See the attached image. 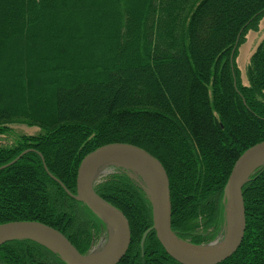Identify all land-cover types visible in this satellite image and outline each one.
Here are the masks:
<instances>
[{
    "label": "trees",
    "instance_id": "16d2710c",
    "mask_svg": "<svg viewBox=\"0 0 264 264\" xmlns=\"http://www.w3.org/2000/svg\"><path fill=\"white\" fill-rule=\"evenodd\" d=\"M263 18L264 0H0V135L17 120L43 131L0 147V225L42 223L86 255L104 226L68 192L77 194L89 154L127 144L165 168L176 236L196 246L218 240L231 172L264 142V41L248 85L236 62ZM95 190L130 225L119 264H179L154 231L142 247L152 205L127 174ZM243 197L244 241L221 264H264V165ZM0 264L66 263L22 240L0 248Z\"/></svg>",
    "mask_w": 264,
    "mask_h": 264
},
{
    "label": "water",
    "instance_id": "95a60500",
    "mask_svg": "<svg viewBox=\"0 0 264 264\" xmlns=\"http://www.w3.org/2000/svg\"><path fill=\"white\" fill-rule=\"evenodd\" d=\"M117 162L139 167L150 189L153 227L144 234L142 247L149 233L154 231L166 253L179 264H221L238 251L247 228L243 188L251 175L264 165V142L247 150L236 162L226 185V236L222 243L214 241L201 247L204 251H191L172 230L170 182L161 162L147 151L127 144L107 145L89 154L78 169L77 194L72 195L67 191L76 201L105 220L111 231L115 229L117 241L112 249L99 254L82 255L61 232L39 222L0 225V248L7 243L31 240L59 254L66 264H119L132 243L130 225L125 214L95 190L96 172Z\"/></svg>",
    "mask_w": 264,
    "mask_h": 264
},
{
    "label": "rangeland",
    "instance_id": "374dc122",
    "mask_svg": "<svg viewBox=\"0 0 264 264\" xmlns=\"http://www.w3.org/2000/svg\"><path fill=\"white\" fill-rule=\"evenodd\" d=\"M263 41H264V18L259 22L257 30H251L248 32L245 43L239 46L238 48V58L236 62L241 72V81L244 85L249 84L247 71L251 62V57L257 50L258 46ZM9 129L10 130H8L5 135H0V147L13 146L23 136H39L43 133V131L39 127L28 126L27 122L24 120L14 121V123H12V125L9 126ZM106 170H107L106 173L101 177V179L98 182L104 181L108 177L114 175L115 172L120 171L127 174L135 183H137V185L150 199V195H149L150 189L145 178L137 174L133 169L122 170L112 165V166H108ZM99 219L102 221L104 227L101 230V232H98L93 236L91 247L87 251L86 255L103 253L112 242L113 232L111 231L110 225H108L105 220L101 218ZM225 236H226V232L216 241L222 243ZM183 242L191 244L188 241H183ZM209 244L210 243L199 246L205 247Z\"/></svg>",
    "mask_w": 264,
    "mask_h": 264
},
{
    "label": "bare ground",
    "instance_id": "6f19581e",
    "mask_svg": "<svg viewBox=\"0 0 264 264\" xmlns=\"http://www.w3.org/2000/svg\"><path fill=\"white\" fill-rule=\"evenodd\" d=\"M113 166H116L122 170H127V169H133L137 174H139L140 176H143L144 178H146L144 172L137 166H134V165H131V164H127V163H115V164H112ZM110 165V166H112ZM108 167V166H107ZM107 167L104 166V168H100L97 172H96V175H95V185L98 183V181L101 179V177L106 173V169ZM121 170V171H122ZM125 172V171H124ZM112 232H113V238H112V242L110 243V245L106 248V250H110L114 247V245L116 244V241H117V238H116V231L115 229L112 228ZM186 247L189 248L191 251L193 252H201V251H204L205 249L203 248H194L193 246H189V244L187 245L186 243ZM99 254V253H97Z\"/></svg>",
    "mask_w": 264,
    "mask_h": 264
}]
</instances>
